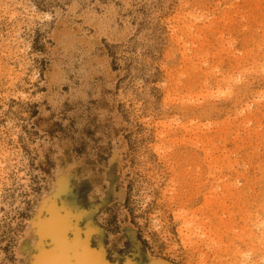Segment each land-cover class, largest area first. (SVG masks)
Returning a JSON list of instances; mask_svg holds the SVG:
<instances>
[{"label": "rangeland", "instance_id": "1", "mask_svg": "<svg viewBox=\"0 0 264 264\" xmlns=\"http://www.w3.org/2000/svg\"><path fill=\"white\" fill-rule=\"evenodd\" d=\"M0 264H264V0H0Z\"/></svg>", "mask_w": 264, "mask_h": 264}]
</instances>
